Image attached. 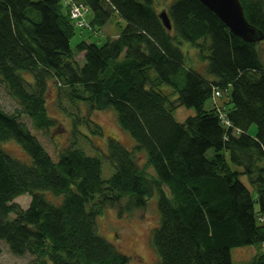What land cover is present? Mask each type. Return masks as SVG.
<instances>
[{
  "label": "trees",
  "instance_id": "obj_1",
  "mask_svg": "<svg viewBox=\"0 0 264 264\" xmlns=\"http://www.w3.org/2000/svg\"><path fill=\"white\" fill-rule=\"evenodd\" d=\"M155 1L0 0V79L20 106L10 112L0 105V241L16 255H35L29 264H129L130 256L98 232L97 216L108 206L120 215L143 208L156 191L159 223L150 237L156 264H231L233 247L263 246L264 59L258 44L264 39L244 40L200 0H171L168 29ZM72 2L91 7L93 18H84V10L78 24ZM241 2L264 33V0ZM114 11L126 22L118 36L72 47L75 24L104 25ZM183 40L207 58L205 73L186 65ZM21 70L30 71L31 80ZM52 81L60 105L64 95L85 101L89 110L111 107L134 137L133 148L108 138L101 153L114 167L108 178L102 156L78 144L83 134L76 122L74 137L54 159L22 119L28 115L37 129L57 126L47 107ZM227 86L226 105L207 109L206 101ZM179 105L197 112L179 121ZM81 121L103 133L89 114ZM10 138L30 162L4 149L1 142ZM46 189L62 194V202L46 198ZM26 193L28 207L14 201ZM247 264H264V250Z\"/></svg>",
  "mask_w": 264,
  "mask_h": 264
},
{
  "label": "rangeland",
  "instance_id": "obj_2",
  "mask_svg": "<svg viewBox=\"0 0 264 264\" xmlns=\"http://www.w3.org/2000/svg\"><path fill=\"white\" fill-rule=\"evenodd\" d=\"M171 0H156L155 6L159 11L166 9ZM84 18L90 21L94 16V10L89 7L84 13ZM125 20L119 15L117 11L113 12L110 19L104 24H93L90 26H79L75 24L76 33L71 39L72 47L80 40H87L97 42L99 44L105 42L109 37H116L120 34L125 25ZM181 49L186 54V65L194 67L205 73V66L207 58H204L199 50V47L191 44L187 40L180 43ZM262 58L264 59V41L258 44ZM209 51L206 50L205 53ZM82 54L77 55V60L80 65H83L84 58ZM22 75L31 80L32 74L28 70H21ZM52 87L49 88L47 94V107L51 116L57 120V126L48 130L37 129L34 127L31 118L22 114V119L27 123L30 130L38 136L40 141L50 152L54 159H57L58 152L69 143V140L74 137L72 130L76 122L77 128L81 131L83 136H79L78 144L82 146L88 154L102 156L103 175L108 178L114 171V167L101 154L102 151L107 150V141L109 137H115L120 140L126 147L133 148L136 144L134 137L120 126L116 111L111 108L91 109L85 101H78L76 103L70 102L67 97L62 96V103L59 104L57 85L51 82ZM163 90L171 92L172 88L167 84L162 85ZM222 91L221 95L210 97L205 104L207 109L214 107L216 104L225 106V102L231 96V86L219 87ZM173 98L177 94L173 93ZM0 105L7 111L14 112L19 109L18 100L9 92L5 82L0 79ZM197 110L193 106L179 105L176 107L174 113L179 121H184L188 116L196 114ZM86 114H89L93 121L101 125L103 133H96L86 124L81 121ZM77 117V120L75 118ZM93 124V123H92ZM83 129V130H82ZM258 125L252 123L249 127V132L254 135L257 133ZM73 141V140H72ZM71 141V142H72ZM4 149L13 156L23 160L31 161V157L22 146V144L14 138H10L1 142ZM214 148L208 150V155L214 154ZM139 160L141 163L146 161V151H140ZM231 163V162H230ZM233 168H239L231 163ZM148 171H152L151 167H147ZM242 180L254 190L251 186L248 176L242 175ZM46 198L54 203H61L63 199L62 194H56L52 190H41ZM166 192L171 196L170 190L166 188ZM255 194V191L253 192ZM14 201L20 203L23 207H28L31 201V195L20 194ZM159 193L156 191L148 197L147 205L143 208L135 209L131 212L119 214L118 208L106 207L102 214L97 216V229L100 234L109 239L121 251L130 256L129 264H156V254L151 245V232L153 228L159 223L158 210ZM10 216H14L11 212ZM2 251L0 253V264H29L36 256L30 252L23 255L14 254L6 244L5 240L0 241ZM264 247V244H263ZM256 246L244 245L232 248V263L231 264H247V262L256 253Z\"/></svg>",
  "mask_w": 264,
  "mask_h": 264
},
{
  "label": "water",
  "instance_id": "obj_3",
  "mask_svg": "<svg viewBox=\"0 0 264 264\" xmlns=\"http://www.w3.org/2000/svg\"><path fill=\"white\" fill-rule=\"evenodd\" d=\"M212 10L231 29V31L246 41L259 42L264 39L263 31L252 24L246 17L241 0H200ZM164 25L172 29V22L168 11L159 12Z\"/></svg>",
  "mask_w": 264,
  "mask_h": 264
},
{
  "label": "built area",
  "instance_id": "obj_4",
  "mask_svg": "<svg viewBox=\"0 0 264 264\" xmlns=\"http://www.w3.org/2000/svg\"><path fill=\"white\" fill-rule=\"evenodd\" d=\"M87 11V7L81 3V2H72L71 6V17L74 18L78 24H83L84 19H83V11ZM219 92H215V95H217ZM264 244V243H263Z\"/></svg>",
  "mask_w": 264,
  "mask_h": 264
},
{
  "label": "bare ground",
  "instance_id": "obj_5",
  "mask_svg": "<svg viewBox=\"0 0 264 264\" xmlns=\"http://www.w3.org/2000/svg\"><path fill=\"white\" fill-rule=\"evenodd\" d=\"M81 3H82V2H81ZM86 7H87V10H88V9H89V6H86ZM258 249L264 250V247L262 246V247H260V248H256V253H257ZM256 253H255V254H256ZM255 254H254V255H255ZM254 255H253V256H254ZM251 259H252V258H251ZM251 259H250V260H251Z\"/></svg>",
  "mask_w": 264,
  "mask_h": 264
}]
</instances>
